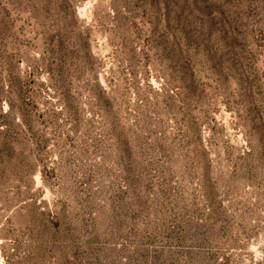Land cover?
<instances>
[{"label":"rangeland","instance_id":"obj_1","mask_svg":"<svg viewBox=\"0 0 264 264\" xmlns=\"http://www.w3.org/2000/svg\"><path fill=\"white\" fill-rule=\"evenodd\" d=\"M0 264H264V0H0Z\"/></svg>","mask_w":264,"mask_h":264}]
</instances>
